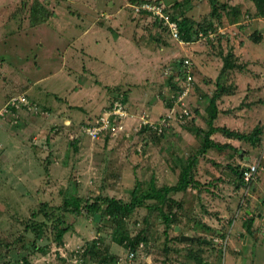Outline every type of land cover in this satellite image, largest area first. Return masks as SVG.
<instances>
[{
    "label": "rangeland",
    "instance_id": "obj_1",
    "mask_svg": "<svg viewBox=\"0 0 264 264\" xmlns=\"http://www.w3.org/2000/svg\"><path fill=\"white\" fill-rule=\"evenodd\" d=\"M34 1L0 0V109L9 96L20 93L41 105L51 102L55 109H68L70 102L64 100L72 92L73 99H78L81 107L86 105V110L89 101H96L92 113H99L110 104L116 92L130 91L123 85V75L136 69L135 61L123 63V60L133 49L138 55L147 56V51L134 47L139 42L154 47L156 51L152 49L149 55L155 53V58L160 57L154 63L138 58L140 70L135 81L139 83L141 79L142 84L132 94L142 95L143 86L151 87L160 98L159 104L167 109L161 116L170 112L167 101L172 102L175 115L168 118L169 125L161 135L141 132L138 123L135 125L127 117L124 122L131 134L126 137L121 131L106 142L89 140L82 134L83 119L78 124L74 121L75 127L55 124L59 110L52 117L48 113L45 119H50L45 121L33 114L14 115L11 123H0V264H100L98 261L105 255L109 264H264V157L260 160L257 179L248 189L243 181L231 185L234 174L225 167L231 153H225L221 165H203L202 170L213 172L204 177L207 172L199 173L202 184L195 187L200 192L188 187L172 194L176 201L172 210L178 219L167 234L163 232L159 213L147 214L143 208L127 216L119 226L107 216L95 221L84 210L81 215L71 210H57L65 196L91 201L96 196H106L128 201L135 184L140 182L146 187L152 176L159 185L178 181L180 168L188 160L183 153H178L186 148L181 130L188 124L184 119L191 115L193 100L189 96L194 91V82L189 94L175 105L172 89L166 85L170 73L165 71L170 67L176 76L178 68L174 62L184 59L196 43L176 41L156 16L135 15L130 9L137 0H38L53 14L44 23L32 25L29 11ZM144 1L161 2L171 17H186L197 23L212 20L221 25L210 32L206 30L204 40H200L203 31L196 28L197 45L206 49L214 48L215 41L220 39L221 27L225 34L235 28L231 30L233 11L239 22L238 29L251 28L248 26L251 16L256 15L250 0H216L213 6L210 0ZM212 11L221 14L220 20L212 18ZM157 29L160 38L154 44L151 37ZM234 103L238 105V101ZM183 109L188 115L182 114ZM41 121L40 129L35 130L33 125ZM175 129L177 135L172 133ZM156 137H162L163 141L150 148L147 139L156 143ZM72 139H78L76 145ZM192 142L199 147V140L195 142L192 137ZM17 144L27 149L31 159L27 168H18L19 150L13 146ZM237 148L241 159L238 161L237 154L234 159L245 165L253 163L263 147L256 150L249 143L241 142ZM174 156L179 159H173ZM162 163L174 173L162 174L158 170ZM215 181L223 184L218 187L217 182L213 185ZM48 213L52 216L48 217ZM254 214L252 227L258 233L252 237L245 234L243 225ZM33 227L40 228V232ZM118 233L129 238L143 234L145 241H140L132 259H128L131 249L127 247V240L123 243L116 240ZM181 234L193 239L177 241L175 237ZM57 235L62 242H58Z\"/></svg>",
    "mask_w": 264,
    "mask_h": 264
},
{
    "label": "crops",
    "instance_id": "obj_2",
    "mask_svg": "<svg viewBox=\"0 0 264 264\" xmlns=\"http://www.w3.org/2000/svg\"><path fill=\"white\" fill-rule=\"evenodd\" d=\"M193 21L196 22L194 19ZM250 22L251 24H248V26L251 25L252 27L247 29H240V28L238 29V27L236 28V25L239 22L237 21L233 22L231 30L233 29V26H235V28L229 34H225L224 31L225 29L221 27V29L218 30V32L221 33V36L219 40L215 41L214 48L207 47L208 49H206L205 47L197 45V41H189V42L184 41V43L186 44L196 43V45L191 46L189 48V51L183 56V58H189L192 61L190 74L193 77L192 82H194V88H193L194 91L191 89L192 92L189 96V100H193L192 109L195 112L194 114H192L191 117V119L193 118V127L182 126L183 128L181 131L184 132L179 131L181 132V135L184 138L183 144H185L186 146L185 150H188V153L185 152V150L181 149V151L184 152H180L178 154L180 155L183 153L185 159H188V157L192 155L191 151L197 148L198 146V144L195 145L192 142V137L195 142L199 140V144H200L201 133L198 131V129L196 130V127L202 129L205 128L204 119L201 116L204 113V107L206 102L209 100V97L215 91L219 95L218 96L219 98L216 100L219 113L217 118L213 122V125L215 127L224 126L232 131H237L242 133L250 132L255 126H262L263 128L264 109L262 108L264 107V36H262V38L259 37L257 40H253L252 33L255 31L264 33V18H251ZM248 30H250L251 32H249ZM207 32H210V29ZM153 34L155 36H152L153 37L152 43L156 44L159 42V38H160L158 29L154 30ZM132 36H138V35L132 34ZM139 36L142 35L140 34ZM150 46L151 45H146L136 42L134 44V47L141 48L147 51V56H145L144 58L143 56H141V53H139L138 55L137 51L134 52L135 49H133V52H131L130 50L128 51L127 53L128 57L123 60V63L130 59L135 61L133 64L135 65L136 69L131 67L130 70L133 68L132 71H130V73L127 74L125 73L123 75V78L125 79L123 85H125L126 88L130 89V91L126 93L127 96L125 102L126 110L129 113V116H132L130 119L134 124L139 123L141 117H145V116L146 117L148 116L147 119L149 122H154L159 119V116L162 115L163 110L164 113L167 112L166 107L161 106L159 104L160 101L158 99L160 98L154 95L155 90L154 89L151 90V87L143 86L141 93L142 95H138V96L134 95L135 96L134 97L132 94L134 88L136 89L137 86H140L142 84L141 79L139 83L135 81V78L140 70L138 69V63L140 62L138 58H141L143 61L148 60V62L154 63L155 60H157L160 57L156 55L155 58V53L149 55L152 53V49H154V47L150 48ZM154 51L156 50L154 49ZM230 53L232 54V56L230 57V60L227 61V64H229V68H223V57L229 55ZM231 62L235 63V66L231 65ZM161 77L164 78V76ZM130 81L132 82L130 83ZM116 83H121V82H116ZM129 83L131 86H128ZM91 99L92 98H90L89 100ZM33 101L37 102L34 99ZM64 101L70 102L67 105L70 108L68 109L62 108L59 110L58 107H56L55 109L54 104L51 102L47 103L46 105L43 104L41 105L39 102H37L40 106H44V108L46 109L44 111L45 112L44 121L50 119L49 117L45 119L48 113H51V117H52L53 112L59 110L58 114L55 116L57 118L55 124L64 127H69V126L75 127L82 119L85 122V123L82 122L84 124L93 122L102 113L108 110L107 108L109 107L108 105L105 109H102L99 113L98 112L92 113L93 112L92 108L94 109L96 108V101H94L95 103L94 102L90 103L89 101V103L87 104L88 110H86V105L82 106L83 107L82 108L80 104L77 103L78 99H73L72 92L71 94H69V97ZM237 101H238V105L235 106L234 102ZM197 109H199L198 112H196ZM72 112H76V113H72ZM156 112L159 113L155 115ZM82 114L84 116H82ZM93 114L96 116H94ZM63 120L69 122V124L65 123ZM52 121H54V118L52 119ZM74 121H76L77 124H74L73 123ZM42 124L43 121H41L39 125H33V126L35 130H39ZM262 131H264V129H262ZM173 132H175L176 135L178 134V131H176V129L172 131V133ZM210 139L219 144H229V146L219 151L215 149H209L203 155L199 156L194 171V176L199 181L200 184L202 183L199 178L202 179V177L199 175V173L203 174L207 172L203 175L204 177V176H209L210 173L213 172L211 169L208 170L204 168L202 170L203 165H206V163L210 164L211 167H214L215 163H217V166L221 165L222 163L220 162V160L225 159L224 158L225 153H231L233 156V157L231 156V158H228L227 161L228 163L225 166L226 169H228L229 171H231L229 166H233L236 163L239 164L242 163V161L236 162L237 160H235L234 158L235 155L237 154L238 161L241 159L240 158L241 152L238 150L237 147L241 144V142L244 141L238 140L237 138L229 137L227 135H223L219 132L212 133L210 135ZM99 141H105V140L103 138L100 139ZM150 141L152 140L148 138L147 142L150 143L149 147L152 148L153 144L160 145L163 139L162 137H158L156 140L158 142L156 143ZM263 145L264 142L260 144V146ZM13 146L17 147V149L19 150L17 153L18 158L16 160L18 164V168L21 169L23 166L24 168H27L29 166L28 164H30L29 162L31 161L29 155L27 154V149L25 147H19L18 144L17 146L16 145ZM258 147H256L255 149L257 150ZM214 158H218V159L215 160ZM173 159H179V157L174 156ZM158 170L162 174L163 172L174 173V170L169 169L164 163H162L161 166H159ZM216 182L218 184L217 185L218 187H220L221 184H223L220 181H219L220 183L218 181H215L213 185L216 184ZM198 188L199 187H196V191L200 192ZM260 235L262 234H259V236ZM192 239L193 237L190 240ZM202 242L205 243L206 239H202Z\"/></svg>",
    "mask_w": 264,
    "mask_h": 264
},
{
    "label": "trees",
    "instance_id": "obj_3",
    "mask_svg": "<svg viewBox=\"0 0 264 264\" xmlns=\"http://www.w3.org/2000/svg\"><path fill=\"white\" fill-rule=\"evenodd\" d=\"M252 3H254L256 15L251 16L252 18H264V0H250ZM143 2H146L144 0H137L133 4H141ZM216 0H210V4L213 6L215 4ZM23 5V4H22ZM30 11L29 15L31 16V21L32 25H37L44 23L49 19L50 14L52 15L53 13H49V9L44 5L42 2L36 0L34 3L32 2L30 6ZM166 9V8H165ZM133 12V9H130ZM167 10H169L167 8ZM131 12V13H132ZM169 13V11H168ZM144 17H150L153 16L150 13L147 12H141L140 13ZM170 14V13H169ZM212 18L220 20L221 14L215 13V11H212L211 13ZM227 15L230 17V15L227 13ZM171 16V15H170ZM204 18V17H203ZM172 20H174L177 24L178 31L180 33V38L183 41H196L197 38V32L196 28H199V31H203V33H200L202 35L200 40H204L206 35V30L208 29H215L219 25L215 24L212 20L211 21H203V23H197L194 22L193 20H188L186 17H181L178 18L176 15H172L171 17ZM231 22H236V16L234 14V11L232 12V17L230 18ZM220 23V21H219ZM218 23V24H219ZM197 24H200L201 26L199 27ZM160 25H162L160 23ZM163 27V25H162ZM165 28V27H163ZM253 40H257L259 37L262 38L264 36V33L260 32H253L252 33ZM151 42L152 37H151ZM232 54L230 53L229 55H226L223 57V68H229V64H227V61L230 60V57ZM232 61V60H231ZM182 62L183 59H177L174 62V65L180 69L183 70L182 68ZM191 64L189 66V69L191 68L192 61L190 60ZM231 65L235 66V63L231 62ZM172 71V70H171ZM176 76H173V73L170 72V76L167 80L166 85L170 86L172 91L175 94H178L179 92H182L184 83H183V76L182 74L179 75V80L176 79ZM193 81V80H192ZM21 94V93H20ZM25 94V93H24ZM15 95V94H14ZM26 95V94H25ZM13 96V95H12ZM12 96H9L8 98H11ZM28 97V95H26ZM218 93L213 92V94L209 97V100L206 102L205 107H204V113L202 114V118L204 119L205 123V128H198L196 127V130L201 133V139H200V145L197 147L192 155L188 157V160L183 164V166L180 168V177L177 182L174 184H165V185H159L156 183L155 177H151L148 185L144 187L140 182L136 183L135 186L130 190V196L128 201H123L121 199H117L114 197H102V196H96L93 198V200H88V199H82L80 197H73V196H65L63 198V201L60 205H58L56 208L58 211L66 212L67 210H71L72 213L81 215V212L84 210L85 213L91 215V217L95 221L101 220L103 217L107 216L110 218L117 226L121 222L124 221V219L127 216H130L133 214L134 211L137 209H145L149 214L150 213H159V216L163 219L162 222L164 224V234H167V230L170 228H173L177 222V216L175 212H173L172 207L174 204H176L175 199L173 198L172 194L186 190L188 187H194L199 185V181L195 178L194 176V171L198 162L199 156L203 155L207 150L209 149H215V150H223L229 144H219L214 142L213 140L210 139V135L215 132H219L223 135H227L229 137L237 138L238 140H242L244 142L249 143L252 146H260L262 142H264V135L262 131V126H255L250 132H237V131H232L226 127H215L213 125L214 120L217 118L219 110L218 106L216 103V100L219 98ZM119 97L122 98L123 102H126V94L124 91H118L115 93V96L113 97L112 101L110 102L109 106L113 103L114 100H117ZM31 102L33 101L32 98L28 97ZM173 101V100H172ZM38 106L39 109L41 110L40 112L37 113H32L23 107V109L16 110L18 116H31L33 114L39 115L41 118H44V106H40L37 102H35ZM166 106L168 109H171L172 107V102L167 101ZM189 111L191 112L190 117H186L184 120L188 124L186 126L188 127H193V118L192 114L195 112L192 109V106L190 107ZM199 109H197L196 112H198ZM162 117V116H160ZM86 125V124H85ZM148 127H144L141 129V132H147ZM154 134L156 135H161V133H157L156 131H153ZM81 133L82 132L81 129ZM87 136L86 134H84ZM112 135L105 132L102 134V137L100 139L107 141V138L111 137ZM157 138V137H156ZM98 139V140H100ZM97 140V141H98ZM78 141L77 139H72V143L75 144V142ZM258 145V146H257ZM229 166V165H228ZM244 166L242 164H237L233 166H229L231 171L234 174V179L231 182V184H241L242 182V170L244 169ZM238 179L236 181L235 179ZM236 181V183H235ZM103 210V212H102ZM48 217L52 216L51 213L47 214ZM261 216V215H260ZM256 215L254 214V217L251 219H248L243 225L245 234H251V236H254V233H258L255 228L252 227V223L255 219ZM56 220H59L57 217ZM145 219H143L144 221ZM60 222V221H59ZM36 229L37 232H40V228L33 227ZM61 234V233H60ZM140 234L129 238L127 237L126 234H121L118 233V236L116 237V240L119 243H123L125 240H127V247H130L131 252L136 250L138 244L140 241L143 240V234ZM175 239L179 241V236H176ZM57 240L58 242H62V238L60 235H57ZM145 241V240H143ZM197 243H201L198 241ZM203 245V244H201ZM200 260V259H199ZM98 263H104V264H109V260L107 259V256H103Z\"/></svg>",
    "mask_w": 264,
    "mask_h": 264
},
{
    "label": "built area",
    "instance_id": "obj_4",
    "mask_svg": "<svg viewBox=\"0 0 264 264\" xmlns=\"http://www.w3.org/2000/svg\"><path fill=\"white\" fill-rule=\"evenodd\" d=\"M150 4L148 3V1L137 5L133 4V13L139 14L141 12H147L152 14L153 16H156L157 20L168 29L171 36L174 39L180 41L177 24L174 20L171 19L170 14L168 12H165V8L160 5L161 2H158L157 4ZM200 36L202 35L200 34ZM190 64L191 62L188 58L183 59V70L178 69L177 71L178 74L176 75V79L179 80V75L182 74L184 86L182 92L175 94V97L173 95L174 92L172 91L171 98L175 100V105H177L178 103L180 104L184 97L189 94V91L191 89L190 85L193 77L190 74ZM171 70L172 69L169 67L168 70L165 71V74H169ZM177 97L180 100L178 102H176ZM23 107H25L26 110L32 113L41 111L39 109V106L35 102H31L25 94H19L12 96L6 101L2 109L3 113L1 114H7L9 116L11 115L12 118L14 115H18L16 110L23 109ZM174 110L175 108L172 107L170 109V112L167 115L161 117L157 122H149L144 117H141V122L147 124L152 130L160 133L166 126L169 125L168 118H170L172 114L175 115ZM182 114L188 115L187 111H184V109L182 111ZM127 117H129V113L126 110V104L122 101V98L119 97L117 100H114L108 110L102 113L97 119H95L91 123L84 125L82 127V132L86 134L91 140L100 139L102 137V134L105 132L111 135H115L117 133H120L121 131L125 132L126 126L124 121ZM262 147V152L260 151L261 154L259 153L260 156L253 163L245 164L246 166H244V169L242 170L241 178L243 184L247 189L257 179L258 170L261 168L260 160L264 157V145Z\"/></svg>",
    "mask_w": 264,
    "mask_h": 264
},
{
    "label": "clouds",
    "instance_id": "obj_5",
    "mask_svg": "<svg viewBox=\"0 0 264 264\" xmlns=\"http://www.w3.org/2000/svg\"><path fill=\"white\" fill-rule=\"evenodd\" d=\"M132 9V8H131ZM140 14V13H139ZM135 15H137V14H135ZM163 27H165L164 25H163ZM166 28V27H165ZM166 30L168 31V29L166 28ZM168 33H169V31H168ZM169 35L171 36V34L169 33ZM179 36H180V33H179ZM172 37V36H171ZM173 38V37H172ZM180 38V37H179ZM176 40V39H175ZM176 41H178V40H176ZM180 41H183L181 38H180ZM180 41H178L179 43H180ZM185 59V58H184ZM21 94H24V93H21ZM15 95H19V94H15ZM14 96V95H13ZM9 99V98H8ZM7 99V100H8ZM6 103V102H5ZM4 107V106H3ZM3 107H2V109H3ZM110 107V106H109ZM108 107V108H109ZM107 108V109H108ZM2 109H0V123H4V122H6L7 121V123H11V115L9 116V115H7V114H4V115H2L1 113H3L2 112ZM167 115V114H166ZM130 118L132 117V116H129ZM148 117V116H147ZM147 117L145 116L144 118H146L147 119ZM161 117H159V119H160ZM158 119V120H159ZM148 120V119H147ZM154 122H157V121H154ZM1 124V125H2ZM67 124H69V123H67ZM136 125V124H135ZM134 125V126H135ZM138 125H139V127H141V128H143L142 126H145V127H148V131H154V130H152L147 124H144V123H142L141 122V119H140V122L138 123ZM141 125V126H140ZM136 127V126H135ZM167 127V126H166ZM140 128V129H141ZM138 130V128L136 129V131ZM163 131V130H162ZM161 131V132H162ZM158 133V132H157ZM131 133L130 132H128V130H126L125 131V133H124V135L127 137V136H129ZM116 135V134H115ZM88 137V136H87ZM89 138V137H88ZM90 139V138H89ZM1 143V142H0ZM180 241V240H179ZM134 257V254H133V252H129V254H128V259H132ZM101 264H104V263H101Z\"/></svg>",
    "mask_w": 264,
    "mask_h": 264
},
{
    "label": "water",
    "instance_id": "obj_6",
    "mask_svg": "<svg viewBox=\"0 0 264 264\" xmlns=\"http://www.w3.org/2000/svg\"><path fill=\"white\" fill-rule=\"evenodd\" d=\"M175 229L178 230V227L176 226ZM191 238H192V237H189V236L184 235V234L179 235V240H180L181 242H183V241H188V240H190Z\"/></svg>",
    "mask_w": 264,
    "mask_h": 264
}]
</instances>
